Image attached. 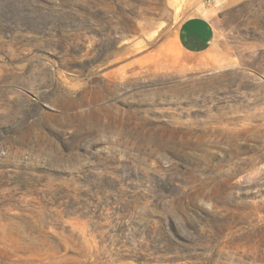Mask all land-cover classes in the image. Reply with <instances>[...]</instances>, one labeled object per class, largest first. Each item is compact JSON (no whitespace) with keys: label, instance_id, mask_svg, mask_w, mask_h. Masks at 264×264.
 <instances>
[{"label":"rangeland","instance_id":"1","mask_svg":"<svg viewBox=\"0 0 264 264\" xmlns=\"http://www.w3.org/2000/svg\"><path fill=\"white\" fill-rule=\"evenodd\" d=\"M0 264H264V0H0Z\"/></svg>","mask_w":264,"mask_h":264},{"label":"crops","instance_id":"2","mask_svg":"<svg viewBox=\"0 0 264 264\" xmlns=\"http://www.w3.org/2000/svg\"><path fill=\"white\" fill-rule=\"evenodd\" d=\"M216 34L214 22L207 12L190 14L176 30V41L181 50L202 53L210 48Z\"/></svg>","mask_w":264,"mask_h":264},{"label":"built area","instance_id":"3","mask_svg":"<svg viewBox=\"0 0 264 264\" xmlns=\"http://www.w3.org/2000/svg\"><path fill=\"white\" fill-rule=\"evenodd\" d=\"M208 1H211L212 2V1H218V0H208Z\"/></svg>","mask_w":264,"mask_h":264}]
</instances>
